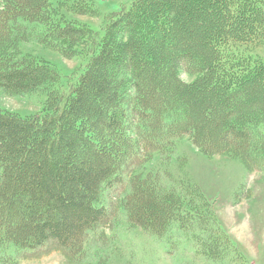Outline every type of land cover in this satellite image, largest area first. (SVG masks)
I'll list each match as a JSON object with an SVG mask.
<instances>
[{"label":"trees","instance_id":"16d2710c","mask_svg":"<svg viewBox=\"0 0 264 264\" xmlns=\"http://www.w3.org/2000/svg\"><path fill=\"white\" fill-rule=\"evenodd\" d=\"M94 1L0 0V88L8 93L63 80L51 63L21 57V40L36 33L67 57L76 55L74 43L89 44L86 71L61 105L51 101L33 118L0 110V239L29 252L49 243L79 251L90 232L110 223V192L130 223L144 218L147 233L163 237L185 233L202 242L198 253L222 260L234 245L196 188L171 173L161 172L170 180L163 185L134 171L155 154L171 159L175 140L192 135L195 145L228 149L264 173V60L239 51L264 42V0H135L102 39L67 24L93 16ZM185 23L197 37L180 45L174 36L186 34Z\"/></svg>","mask_w":264,"mask_h":264},{"label":"rangeland","instance_id":"374dc122","mask_svg":"<svg viewBox=\"0 0 264 264\" xmlns=\"http://www.w3.org/2000/svg\"><path fill=\"white\" fill-rule=\"evenodd\" d=\"M134 1L95 0L96 13L93 16L68 17L67 24L76 22L81 27L88 26L95 32L97 39H102L107 24L118 13L128 10ZM196 18L191 20V24L195 25L198 22L199 18ZM184 25L188 28L186 34L174 36L180 45L190 44L194 36L197 37L191 25L188 26L187 23ZM35 36L37 39L21 40L20 56L25 58L30 56L38 59V62L51 63L63 80L58 86L50 85L47 89L44 87L24 94H12L0 88V110L21 118L43 116L51 101L52 104L61 105L86 71L84 66L89 44L74 43L78 46L74 48L76 55L67 57L58 48L42 43L36 33ZM197 49L194 48L193 51ZM239 51L252 58L264 60V42L248 50L241 47ZM181 62L186 63L185 57ZM121 63L119 59V64ZM182 78L191 81L186 75H182ZM99 91L101 93V88ZM100 93L98 96H102ZM102 94L104 96L105 92ZM56 95L59 97L57 100ZM222 101L218 100L213 104V112L219 111L220 108L217 107ZM161 102L163 104L164 97ZM246 104L247 100L242 101V105ZM224 113L221 112L225 115ZM202 114L201 111L200 116ZM209 121L212 120H206L204 123ZM191 136L184 135L175 140V152L171 159L155 154L148 161L142 162L134 172L139 173L141 178L150 176L148 180L156 179L163 185L170 183V180L164 178L161 172L171 173L170 178L175 182L195 187L198 197L204 202L203 210L210 214L227 234L234 245L231 251L237 254L230 253L222 260L220 258L212 260L207 255L197 252L199 246L203 247L202 242L196 238L195 243L190 242L185 233H174L165 237L149 234L142 227L144 218L130 223L124 210L114 203L117 193L109 192L104 202L109 214L112 215L110 223H105L96 231L90 232L79 251L70 252L56 246L55 243H49L47 247H38L29 252L0 239V264H264V173L250 169L244 160L230 155L228 149L213 152L195 145ZM230 142L231 140H228L227 144ZM77 157L80 163L83 155L78 154ZM91 160L90 158V164ZM128 172L129 169L127 174ZM157 190L158 196H162L169 187ZM78 198H81L80 195ZM197 202L196 200L194 205ZM155 203L150 201V205L147 204L150 215L155 214ZM145 208L144 206V210Z\"/></svg>","mask_w":264,"mask_h":264}]
</instances>
